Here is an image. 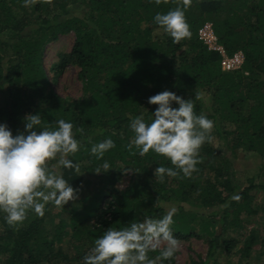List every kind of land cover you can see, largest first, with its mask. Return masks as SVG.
<instances>
[{
  "label": "trees",
  "instance_id": "1",
  "mask_svg": "<svg viewBox=\"0 0 264 264\" xmlns=\"http://www.w3.org/2000/svg\"><path fill=\"white\" fill-rule=\"evenodd\" d=\"M178 6L190 35L174 43L153 17ZM205 22L211 23L227 55L242 52L239 68L222 70L219 52L198 38V28ZM70 31L74 32L71 50L60 53L49 70L58 75L68 63L75 64L82 84L78 99L47 90L51 80L43 64L46 45ZM165 89L191 98L194 112L206 115L213 127L200 146L195 170L161 180L154 169L175 168L170 160L151 149L140 155L126 145L133 136L130 117L143 114L149 121L156 105L148 104L147 97ZM24 113H39L41 126L49 129L56 127L57 119L71 121L79 141V150L68 156L74 166L57 168L58 157L45 166L59 171L75 194L83 182L76 166L95 180H88L92 188L81 206L67 209V203L48 202L42 216L28 210L12 225L0 212V264H83L82 257L108 226L164 215L167 211L159 201L176 204L170 228L177 239L195 235L197 221L207 234L206 257L192 264H222L216 254L230 253L235 244L227 238L228 230H235L241 213L253 211L251 191L264 185L249 177L236 190L229 179H207L204 170L217 155L213 136L226 149L251 150L264 160V0H190L186 7L183 0H29L27 4L0 0V122L16 134L24 130ZM105 138H111L115 147L97 159L89 149ZM104 161L110 166L107 170L102 168ZM123 168L132 169L135 178L118 189L115 183ZM216 173L222 175L219 168ZM49 207L54 214L67 213L53 228L51 239L40 232ZM67 236L70 239L62 245ZM256 240L250 234L241 252L249 251ZM158 256L159 249L148 252L156 264H177L175 254L168 260Z\"/></svg>",
  "mask_w": 264,
  "mask_h": 264
},
{
  "label": "clouds",
  "instance_id": "2",
  "mask_svg": "<svg viewBox=\"0 0 264 264\" xmlns=\"http://www.w3.org/2000/svg\"><path fill=\"white\" fill-rule=\"evenodd\" d=\"M183 2L186 7L190 0ZM153 21L171 36L174 43L190 35L184 11L179 6L165 13L157 12ZM147 102L156 105L151 119L145 121L143 114L130 117L129 128L133 136L126 147L134 146L140 155L151 149L167 157L175 168L157 165L154 171L161 180L165 175L174 177L180 172L190 175L198 163V151L208 138L213 121L194 112L191 98H182L167 89L150 95ZM24 121V130L16 134H12L6 123L0 122V212L5 214V222L9 225L22 221L28 210L42 216L48 202L65 205L75 198L76 192L59 171H50L45 166L47 160L56 157L57 168L74 166L68 159L79 150L73 123L57 119L56 127H42L39 113L26 114ZM113 147L114 141L105 138L92 144L89 151L100 159ZM102 168H110L107 161L103 162ZM232 198L238 199V196ZM175 211V208H169L159 218L144 216L123 227L108 226L82 257L83 264H155L148 252L157 249L158 259L172 258L179 246L170 228Z\"/></svg>",
  "mask_w": 264,
  "mask_h": 264
},
{
  "label": "rangeland",
  "instance_id": "3",
  "mask_svg": "<svg viewBox=\"0 0 264 264\" xmlns=\"http://www.w3.org/2000/svg\"><path fill=\"white\" fill-rule=\"evenodd\" d=\"M73 41L74 32L70 31L59 36L56 40L49 42L44 49L43 64L48 72L49 80H51V85L47 90L52 89L65 98L78 99L82 95V84L77 74L78 67L73 63H68L58 75H54V71L49 70L53 63L58 62L60 53L71 50ZM26 114L29 113H24L23 118ZM212 145L217 155L213 162L209 161L206 164L204 176L207 179L223 181L229 179L231 184L236 187V190L243 188L245 181L249 177H252L254 184L264 185V160L259 158L254 151L242 148L226 149L217 137L214 136L212 137ZM52 166L55 167V164ZM217 168L222 172L220 177L217 176ZM77 171L83 177L82 188L75 194L73 200L66 202L67 209L73 205L81 206L84 203L86 194L92 188V182L89 181L95 180L93 174L81 170L80 166L77 167ZM119 172L120 176L115 186L118 189H123L132 183L135 178V173L130 168L120 169ZM226 193L227 191L224 194ZM251 194L253 195V199L251 200L253 211L241 213L238 218V226L235 230H228L227 232V238H233L235 240V244L230 250V253L221 250L216 254L217 261L222 264H264V209L261 208L264 205V189L261 187L254 188ZM158 204L163 205L166 211L169 208L176 209L175 203L159 201ZM49 208V216L40 225L41 235L46 236L47 239L53 237V228L58 220L67 217L66 211H60L61 214L59 213L60 215H57L56 213L54 214L53 207ZM55 209L59 208L57 207ZM219 214L216 216V219L220 217ZM194 227L196 228L195 235L178 238L179 246L175 252V261L177 264H192V261H196L199 257L202 259L206 257L209 238L201 230L198 221L194 224ZM250 234H254L257 240L251 245L249 251L241 252L243 243ZM69 239L68 236L65 237L62 245H65L66 240ZM0 260H3L2 256H0Z\"/></svg>",
  "mask_w": 264,
  "mask_h": 264
},
{
  "label": "built area",
  "instance_id": "4",
  "mask_svg": "<svg viewBox=\"0 0 264 264\" xmlns=\"http://www.w3.org/2000/svg\"><path fill=\"white\" fill-rule=\"evenodd\" d=\"M198 38L205 44L208 49L216 50L221 55L220 65L224 71L235 70L239 68L243 62V54L241 51H237L232 55H227L224 48L218 44L216 35L214 34L212 25L210 22H205L197 31Z\"/></svg>",
  "mask_w": 264,
  "mask_h": 264
}]
</instances>
